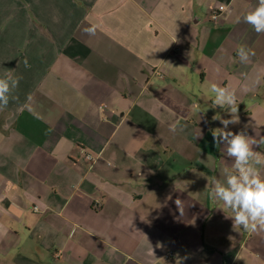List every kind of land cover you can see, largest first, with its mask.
I'll list each match as a JSON object with an SVG mask.
<instances>
[{
  "label": "crops",
  "instance_id": "1",
  "mask_svg": "<svg viewBox=\"0 0 264 264\" xmlns=\"http://www.w3.org/2000/svg\"><path fill=\"white\" fill-rule=\"evenodd\" d=\"M257 3L0 0V76L20 78L0 110V264H264V231L209 195L235 173L212 84L264 153V33L243 20Z\"/></svg>",
  "mask_w": 264,
  "mask_h": 264
},
{
  "label": "clouds",
  "instance_id": "2",
  "mask_svg": "<svg viewBox=\"0 0 264 264\" xmlns=\"http://www.w3.org/2000/svg\"><path fill=\"white\" fill-rule=\"evenodd\" d=\"M243 20L257 34L264 33V0H258L257 6L246 13ZM87 31L93 32L94 29H87ZM251 55L254 53L246 46L241 45L237 48L240 62H247ZM19 79V77H13L11 70L0 76V110L7 107L12 91L19 85ZM210 90L214 94L213 108L219 107L231 117L224 119L219 114L212 117L213 121L219 120L223 125L211 130L213 142L218 148L221 141L226 142V149L220 150L234 159L232 166L235 169V173L225 176L223 181L213 179L214 187L209 193L210 198L213 202H222L224 208L231 211V216L226 214L225 216L232 219L234 229L241 228L251 233L264 231V176L261 175L260 167H258H264V153L253 151V145H257V142L246 136L244 131L233 132L228 129L229 124L239 123L238 105L234 93L216 84H212ZM171 130L175 131L174 125ZM175 204L182 215V201L177 199ZM186 258L177 254L176 264H182V260Z\"/></svg>",
  "mask_w": 264,
  "mask_h": 264
},
{
  "label": "built area",
  "instance_id": "3",
  "mask_svg": "<svg viewBox=\"0 0 264 264\" xmlns=\"http://www.w3.org/2000/svg\"><path fill=\"white\" fill-rule=\"evenodd\" d=\"M227 11L228 9L226 5L217 6L210 13L211 21L217 23L221 18H223L224 15H226ZM83 158L91 164L96 160V158L89 153L83 154ZM170 255H172L171 252L167 254V257Z\"/></svg>",
  "mask_w": 264,
  "mask_h": 264
}]
</instances>
